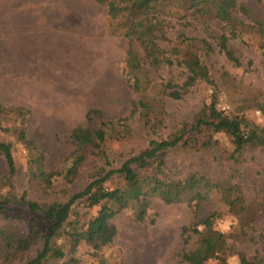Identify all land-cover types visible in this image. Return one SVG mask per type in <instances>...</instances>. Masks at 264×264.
Returning a JSON list of instances; mask_svg holds the SVG:
<instances>
[{"label": "rangeland", "instance_id": "1", "mask_svg": "<svg viewBox=\"0 0 264 264\" xmlns=\"http://www.w3.org/2000/svg\"><path fill=\"white\" fill-rule=\"evenodd\" d=\"M237 2L248 11L246 15L238 14L240 22L248 26L264 21V10L256 0ZM182 32L213 44L215 52L204 58L212 82L200 81L181 100L159 97L162 102L145 128L140 113H132L140 95L130 88L124 72L128 40L114 32L105 6L95 0H0V106L5 110L0 117V142L13 146L16 193L27 192L38 202H67L72 194L88 186L90 177L103 164L91 155L90 147L81 148L72 142L70 135L78 127L94 130L104 121L116 122L108 131L111 136L106 145L114 169L146 149L151 140L166 139L184 124H191L211 105L215 93L219 110L264 128L260 109L264 107V51L255 31L235 29L226 22H207V26L196 25ZM223 33L239 65L219 53L217 44ZM160 76L174 83L184 80L180 70H162ZM15 108L29 113L17 119L11 112ZM91 110L101 111V118L92 116L88 120ZM22 123L38 151L45 155V168L54 175L51 187L29 182V152L17 141L16 133ZM204 136L207 133L197 137L201 147L170 153L168 174L173 180L199 175L219 185L201 203L198 219L217 213L213 228L230 235L242 226L245 214L238 211L259 200L264 203V149L248 147L234 154L227 132L214 134L212 146L203 148ZM82 153L87 160L74 168L75 159ZM6 173V163L0 156V200L9 190ZM120 185L121 180L114 177L107 187ZM231 192L235 210L224 199ZM99 209L87 207L84 201L73 206L65 229L55 239L66 257L46 264H182L180 252L189 235L185 228L191 226L195 211L188 202L166 204L155 199L144 221L137 220L131 205L113 218L117 236L110 245L96 250L85 240L74 243L69 236L86 230ZM262 211L247 221L251 225L248 237L239 242L229 240L228 264H239L238 252L248 257L262 254ZM17 214L8 219L0 213V227L12 225L30 238L35 222L41 235L48 234L50 223L41 216L27 212L25 220H18ZM43 244L40 240L28 252L7 254L0 242V264H26ZM196 245L191 239L186 247L192 250Z\"/></svg>", "mask_w": 264, "mask_h": 264}, {"label": "trees", "instance_id": "2", "mask_svg": "<svg viewBox=\"0 0 264 264\" xmlns=\"http://www.w3.org/2000/svg\"><path fill=\"white\" fill-rule=\"evenodd\" d=\"M95 1L106 7L114 32L128 40L124 72L130 88L140 95L133 103L132 113H140L141 120L145 121V128L150 126L152 114L156 111L158 103L162 102L159 97L167 96L172 100H181L200 81L212 82L204 58L215 52L213 44L206 39L191 38L182 31L196 25L207 26V22H215L217 25L226 22L235 29L255 31L262 40L261 47L264 51V21H256L248 26L240 22L238 14L246 15L248 11L237 0ZM256 2L264 10V0ZM217 47L219 53L224 54L229 61L240 64L229 47L226 34L223 33L219 37ZM162 70H180L184 80L181 83L165 80L160 76ZM217 100L215 93L211 105L191 124H184L179 131L166 139L151 140L146 149L127 159L119 169L113 168L106 148L107 140L111 136L108 131L115 127L116 122L104 121L100 128L94 130L84 127L74 129L70 135L72 142L81 148L90 147L91 155L103 165L90 177L88 186L82 192L72 194L67 202H38L30 199L27 192L16 193L17 164L13 146L11 143L0 142V156L4 158L7 166L5 178L9 188L0 200V213L5 214L8 219H14L12 214L18 213L15 219L25 220L24 214L28 212L41 216L50 223L48 234L41 235L38 225L32 222L34 235L30 238L15 230L12 225L0 227L2 248L7 254L25 253L43 240L42 249L26 264H46L50 260L64 259L66 255L57 247L55 239L65 229L73 206L84 201L87 207L100 209L97 215L88 221L86 230L69 237L74 243L85 240L96 250H101L110 245L117 236V229L112 220L118 213L134 205L137 220L144 221L153 200L160 199L166 204L188 202L195 207L193 222L190 227L185 228L189 235L180 252L182 264H207L211 260L217 261V264H228L227 259L231 252L229 240L239 242L251 234L247 231L251 229L250 222L247 221L263 212L264 203L259 200L254 206L248 205L244 210L238 211L241 215L245 214L242 226H239L237 232L227 235L213 228L215 219L219 217L217 213L198 219L201 203L207 199L209 192L219 185L199 175L173 180L168 174L170 153L176 149L198 148L200 145L197 137H203L206 133L203 148L212 146L214 134L227 132L231 135L234 154H241L248 147L264 149V128L245 117H230L217 108ZM260 109L264 114V107L261 106ZM4 111L0 106V117ZM11 112L17 119L25 118L29 113L24 108H15ZM92 116L101 118V111H89L88 120H92ZM16 133L17 141L29 152V182H40L46 187H51L54 175L46 170L45 155L38 151L34 140L28 136L26 124L22 123ZM86 160L84 153L79 154L73 167L79 168ZM114 177L120 179L122 185L107 187ZM236 189H232L233 192ZM231 196L232 192L224 198L230 207L234 205ZM232 209L235 210L234 207ZM201 225L204 226L203 230L200 229ZM191 239H194L197 245L195 249L189 250L186 246ZM261 245V255L248 257L245 253L238 252L239 264H264V241Z\"/></svg>", "mask_w": 264, "mask_h": 264}, {"label": "clouds", "instance_id": "3", "mask_svg": "<svg viewBox=\"0 0 264 264\" xmlns=\"http://www.w3.org/2000/svg\"><path fill=\"white\" fill-rule=\"evenodd\" d=\"M230 264H232V262L230 261Z\"/></svg>", "mask_w": 264, "mask_h": 264}]
</instances>
